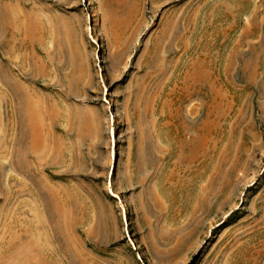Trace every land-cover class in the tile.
Masks as SVG:
<instances>
[{"label": "rangeland", "instance_id": "rangeland-1", "mask_svg": "<svg viewBox=\"0 0 264 264\" xmlns=\"http://www.w3.org/2000/svg\"><path fill=\"white\" fill-rule=\"evenodd\" d=\"M0 264H264V0H0Z\"/></svg>", "mask_w": 264, "mask_h": 264}]
</instances>
